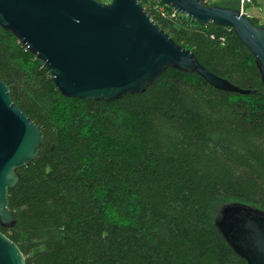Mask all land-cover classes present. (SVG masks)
<instances>
[{"label": "trees", "instance_id": "obj_1", "mask_svg": "<svg viewBox=\"0 0 264 264\" xmlns=\"http://www.w3.org/2000/svg\"><path fill=\"white\" fill-rule=\"evenodd\" d=\"M224 7L237 10L238 0ZM166 10L157 25L248 94L167 70L117 101L65 98L0 27V79L43 134L8 193L14 226H0L25 264H246L214 220L229 202L264 211L260 75L232 30Z\"/></svg>", "mask_w": 264, "mask_h": 264}, {"label": "water", "instance_id": "obj_2", "mask_svg": "<svg viewBox=\"0 0 264 264\" xmlns=\"http://www.w3.org/2000/svg\"><path fill=\"white\" fill-rule=\"evenodd\" d=\"M202 25L228 28L253 58L264 88V27L239 10L203 0H160ZM0 27L49 72L65 98L113 102L144 93L167 70L194 74L214 89L248 94L206 69L150 19L136 0H0ZM42 131L13 103L0 79V226H14L8 193L18 170L33 162ZM214 225L246 264H264V211L229 202ZM0 264H25L15 243L0 232Z\"/></svg>", "mask_w": 264, "mask_h": 264}, {"label": "rangeland", "instance_id": "obj_3", "mask_svg": "<svg viewBox=\"0 0 264 264\" xmlns=\"http://www.w3.org/2000/svg\"><path fill=\"white\" fill-rule=\"evenodd\" d=\"M216 4L220 7H224L228 4H231L233 0H216ZM243 8V14L246 15L249 19L256 21L259 27H264V0H256L255 4L251 3H241V0H238V8L240 10Z\"/></svg>", "mask_w": 264, "mask_h": 264}, {"label": "built area", "instance_id": "obj_4", "mask_svg": "<svg viewBox=\"0 0 264 264\" xmlns=\"http://www.w3.org/2000/svg\"><path fill=\"white\" fill-rule=\"evenodd\" d=\"M140 4L143 2V10L147 12V14L150 16V19L155 22L154 19H156L158 16L164 17L168 15V12L166 8L169 6L163 4L160 0H136ZM250 0H241V3H249ZM172 11H170L171 17H174L177 13L174 9L169 7ZM241 13H243V8L239 10Z\"/></svg>", "mask_w": 264, "mask_h": 264}, {"label": "flooded vegetation", "instance_id": "obj_5", "mask_svg": "<svg viewBox=\"0 0 264 264\" xmlns=\"http://www.w3.org/2000/svg\"><path fill=\"white\" fill-rule=\"evenodd\" d=\"M98 1H100L102 3H109L110 2V0H98Z\"/></svg>", "mask_w": 264, "mask_h": 264}]
</instances>
